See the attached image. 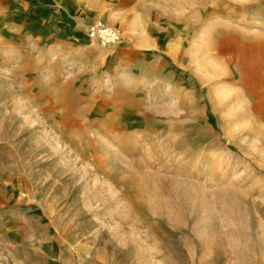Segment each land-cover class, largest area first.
Masks as SVG:
<instances>
[{
  "label": "rangeland",
  "instance_id": "1",
  "mask_svg": "<svg viewBox=\"0 0 264 264\" xmlns=\"http://www.w3.org/2000/svg\"><path fill=\"white\" fill-rule=\"evenodd\" d=\"M0 264H264V0H0Z\"/></svg>",
  "mask_w": 264,
  "mask_h": 264
},
{
  "label": "built area",
  "instance_id": "2",
  "mask_svg": "<svg viewBox=\"0 0 264 264\" xmlns=\"http://www.w3.org/2000/svg\"><path fill=\"white\" fill-rule=\"evenodd\" d=\"M88 39L98 42L101 45L111 46L120 39L119 31L101 21H94L85 28Z\"/></svg>",
  "mask_w": 264,
  "mask_h": 264
}]
</instances>
